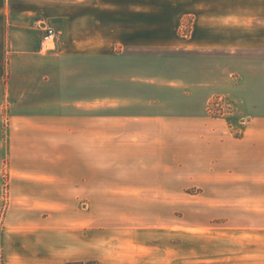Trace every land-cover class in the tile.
<instances>
[{"label": "crops", "instance_id": "obj_1", "mask_svg": "<svg viewBox=\"0 0 264 264\" xmlns=\"http://www.w3.org/2000/svg\"><path fill=\"white\" fill-rule=\"evenodd\" d=\"M78 260L264 264V0H0V264Z\"/></svg>", "mask_w": 264, "mask_h": 264}, {"label": "rangeland", "instance_id": "obj_2", "mask_svg": "<svg viewBox=\"0 0 264 264\" xmlns=\"http://www.w3.org/2000/svg\"><path fill=\"white\" fill-rule=\"evenodd\" d=\"M50 48L52 47V45L49 46ZM39 50H40V47H39ZM42 51V50H40ZM49 50L45 49L43 50L44 53L48 52ZM144 53V52H143ZM218 96H224L225 99H226V102H230L232 107L228 109H225L223 111H218L219 109L215 107V99L218 97ZM238 108V104H236V102H234V100L232 98H230V96H227V95H217L215 97H213V100L210 101V103L208 104V113L212 116H217V117H227V118H232L235 116V113H236V110ZM232 109V110H230ZM178 177H181V174H178V175H175V178L178 179ZM186 192H189L191 193V195H189L188 193H184L183 196L190 199V201H193V199H196V193H197V190L196 189H189L188 191ZM129 207H127L128 209ZM143 208V207H142ZM190 208H195L193 206H190ZM181 211L180 210H175V214H180ZM97 261V260H96ZM99 263V261H97ZM100 264V263H99Z\"/></svg>", "mask_w": 264, "mask_h": 264}, {"label": "built area", "instance_id": "obj_3", "mask_svg": "<svg viewBox=\"0 0 264 264\" xmlns=\"http://www.w3.org/2000/svg\"><path fill=\"white\" fill-rule=\"evenodd\" d=\"M41 25H42L44 34L42 38L40 39V43H39L40 50L42 51L45 49L52 50L54 48V43L57 37V31L54 28V26H52L49 23L43 22L41 23ZM50 45H52L51 48L49 47ZM214 104H215V107L219 109L218 110L219 112L225 109L229 110V108L232 107L230 102H226V99L224 96H218L215 99Z\"/></svg>", "mask_w": 264, "mask_h": 264}, {"label": "trees", "instance_id": "obj_4", "mask_svg": "<svg viewBox=\"0 0 264 264\" xmlns=\"http://www.w3.org/2000/svg\"><path fill=\"white\" fill-rule=\"evenodd\" d=\"M66 264H99L96 260H78V261H68Z\"/></svg>", "mask_w": 264, "mask_h": 264}]
</instances>
